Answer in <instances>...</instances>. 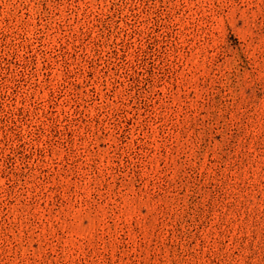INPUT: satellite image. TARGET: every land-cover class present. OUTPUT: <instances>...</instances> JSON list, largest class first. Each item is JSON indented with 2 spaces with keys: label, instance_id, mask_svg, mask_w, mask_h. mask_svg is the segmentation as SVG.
<instances>
[{
  "label": "rangeland",
  "instance_id": "1",
  "mask_svg": "<svg viewBox=\"0 0 264 264\" xmlns=\"http://www.w3.org/2000/svg\"><path fill=\"white\" fill-rule=\"evenodd\" d=\"M0 264H264V0H0Z\"/></svg>",
  "mask_w": 264,
  "mask_h": 264
}]
</instances>
